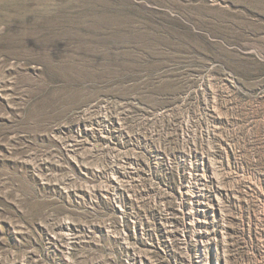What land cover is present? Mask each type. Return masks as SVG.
Masks as SVG:
<instances>
[{
	"label": "rangeland",
	"instance_id": "obj_1",
	"mask_svg": "<svg viewBox=\"0 0 264 264\" xmlns=\"http://www.w3.org/2000/svg\"><path fill=\"white\" fill-rule=\"evenodd\" d=\"M0 264H264V0H0Z\"/></svg>",
	"mask_w": 264,
	"mask_h": 264
}]
</instances>
